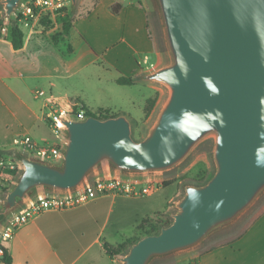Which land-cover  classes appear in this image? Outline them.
I'll return each mask as SVG.
<instances>
[{"label": "water", "instance_id": "obj_1", "mask_svg": "<svg viewBox=\"0 0 264 264\" xmlns=\"http://www.w3.org/2000/svg\"><path fill=\"white\" fill-rule=\"evenodd\" d=\"M25 0H0L3 19ZM79 0H71L76 11ZM167 62L141 79L167 88L146 135L133 136L126 114L63 119L59 163L14 151L21 170L1 199L0 225L38 192L69 193L95 174L148 176L181 164L214 138L215 172L186 184L172 222L118 256L119 264H152L199 248L236 226L264 195V0H152Z\"/></svg>", "mask_w": 264, "mask_h": 264}, {"label": "crops", "instance_id": "obj_2", "mask_svg": "<svg viewBox=\"0 0 264 264\" xmlns=\"http://www.w3.org/2000/svg\"><path fill=\"white\" fill-rule=\"evenodd\" d=\"M96 1L97 7L88 18L98 21V31L87 28L77 31L85 56L91 63L112 71L115 81L120 76L137 77L133 84L119 85L140 86L147 90L144 98L147 102L155 96L150 95L157 84L142 80L141 75L164 65L167 55L154 34L146 4L143 0ZM76 22L74 19L70 31ZM9 23L4 22L6 31L0 37V149L5 151L0 158L1 199L12 188L21 170V167L16 172L12 169V157L15 158L12 153L22 151L14 144L15 137L28 134L40 145L55 144L58 140H51L54 133L47 121V111L50 105H54L52 101L64 99L55 90L56 82L51 72L38 69V64L44 60L52 63L53 69H58L60 54L58 57L44 54L50 51L47 50L50 41L44 38V33L36 30L32 33L29 28L26 31L24 26H21L25 33L23 47L15 49ZM70 31L65 37L71 35ZM70 50L74 51V48L70 47ZM46 78L48 95L43 87V79ZM40 91L45 93L42 95ZM128 117L138 121L143 118ZM7 159H11L8 165ZM15 162L20 161L17 159ZM106 172L113 171L99 173ZM139 199L106 193L71 207L41 211L19 226L13 237L5 242L11 251L13 264H101L104 256H109L103 247L105 241L116 245L132 235L124 232L128 228L126 217L132 216L131 213L136 216L133 230L143 220L144 213L131 209ZM196 250L179 255L181 257L172 264H264V207L239 233L204 252ZM109 258L111 264L119 261L117 257ZM0 264L5 263L0 260Z\"/></svg>", "mask_w": 264, "mask_h": 264}, {"label": "rangeland", "instance_id": "obj_3", "mask_svg": "<svg viewBox=\"0 0 264 264\" xmlns=\"http://www.w3.org/2000/svg\"><path fill=\"white\" fill-rule=\"evenodd\" d=\"M143 1L149 11L154 34L161 43V48L164 49L162 38L163 32L158 12L154 7L152 0ZM78 2V8L76 11H73L71 7V10L65 13L66 15L40 13V15H37L31 20L30 27L24 26L25 28H23L26 31H28L27 28H29L32 33H34L33 31L36 30L45 34L43 35L44 38L50 41V43L48 42L50 46L47 49L50 51L44 52V54H52L54 57H58V54H60V68L58 67L56 70L52 68L53 66L51 67L52 63H46L45 60L38 64V69L40 71L43 69L45 73L51 72L53 79L56 82L55 90L59 92L64 98L59 100V105H50V109L47 111L48 123L51 125L50 119L52 121V118L49 114L50 111L54 110L55 107L64 104L67 101V98L71 101H80L85 108H89L95 113H99L101 111L104 113L122 112L132 118L140 119L144 115V109L147 103L144 99L145 96H147V90L141 88L140 86H120L113 79L114 73L112 71L106 70L103 65L93 64L88 60L81 47L80 36L77 31H82L85 28L92 31H98V21L96 19L93 21L92 19L88 18L89 13H93L95 11L98 2L96 0H79ZM15 17L16 14L14 15V19H16ZM74 19L77 21L76 25L74 26L75 28L70 31L71 35L67 38L65 37L66 31L64 30V24L69 21H72L73 23ZM7 25L12 24L9 23ZM53 39L58 42L54 43ZM70 47L74 48V51H71ZM44 51L46 50L44 49ZM43 80V87L45 90H47L48 95L49 88L46 84L48 79L46 78ZM157 93L159 94L158 104L155 110L148 117L144 115L141 121L137 120L138 127L133 126V136L138 140H141L146 135L147 128L155 120L161 104L168 95V90L166 87L157 84L150 96L157 95ZM51 128L53 130L52 125ZM143 128L144 131L142 130ZM61 133H63V136L65 137V131L63 130ZM56 139L57 138H55V136L52 134L51 140L55 142ZM213 146L214 138L209 137L200 143L193 150V152L174 169L164 173L150 175L151 177H156L157 179L164 180V182H169L170 184L167 186H162L152 196L140 197L138 201H135V203L131 205V209L134 211L137 210L139 213H144L143 219L146 218L157 220L171 217L169 214L176 210L173 204L184 194V186L186 184H203L207 182L214 174L215 163L212 156ZM20 150H22V148H20ZM25 153L28 154L27 152ZM10 160L11 159H7V165ZM12 160L14 161L13 166H16L17 162H15V160H17V158L12 157ZM51 162L59 163L60 161ZM203 180L205 181L200 182ZM263 207L264 195L257 200L246 216L236 226L223 233L211 237L203 245L197 248L198 250L196 251L204 252L212 246L223 242L229 237L239 233L251 221L252 216ZM13 212H11L5 218V220L0 225V229ZM131 214L132 216L126 217V225L128 228H126L124 232L127 235L134 232L132 226L134 221L137 219L133 213ZM142 215L143 214L140 216ZM185 253L179 255H184ZM179 255L173 256L166 260H158L152 264H172L175 263L179 257H181ZM101 264H111L109 256H104ZM115 264H119V261L115 260Z\"/></svg>", "mask_w": 264, "mask_h": 264}, {"label": "built area", "instance_id": "obj_4", "mask_svg": "<svg viewBox=\"0 0 264 264\" xmlns=\"http://www.w3.org/2000/svg\"><path fill=\"white\" fill-rule=\"evenodd\" d=\"M71 7V0H25L20 4L15 18L20 26L30 27L31 20L40 13L66 15L65 13L71 10ZM5 31L6 26L4 25L2 32ZM39 93L43 95L45 92L40 91ZM52 103L59 105L58 101H52ZM49 114L52 118L51 125L53 126L54 135L58 139L55 144L40 145L28 134L15 137L14 144L33 157L46 161H60L65 146V137L61 133L64 130V127L61 126L63 119L67 117L85 119L87 112L80 101L67 99L64 104L56 107ZM19 167H21L20 162H17V165L13 166V170L16 171ZM162 186H164V180H159L150 175L133 176L106 172L93 176L82 188L74 192L38 193L8 217L0 229V241H9L19 226L45 209L71 207L106 193L147 197L155 194Z\"/></svg>", "mask_w": 264, "mask_h": 264}, {"label": "trees", "instance_id": "obj_5", "mask_svg": "<svg viewBox=\"0 0 264 264\" xmlns=\"http://www.w3.org/2000/svg\"><path fill=\"white\" fill-rule=\"evenodd\" d=\"M3 26H4V19H3V15H2V6L0 4V37L3 36V32H2ZM72 26H73L72 21H69V22L64 24V30L66 31V33H68L70 31ZM11 27H12V44H13L15 49H19V48L23 47L24 39H25V33L22 30L21 26L19 25V23L16 19H15V23L12 24ZM137 80H138V78L133 77V76H131V77L120 76L117 78L116 81L118 84L130 85V84H133L134 82H136ZM158 95L159 94L157 93V95H155L154 97H150L147 100V103H146V106L144 109L146 117H148L152 113L154 108L156 107ZM85 109H86L87 115H95V116L102 118V119L117 116L120 114V112L104 113L103 111H101L99 113H95L89 108H85ZM50 122H51V119H50ZM137 123H138L137 120L133 119V126L134 127L137 126ZM134 127H133V130H134ZM142 130L144 131V128ZM4 152L5 151L0 149V158L3 157ZM207 179H209V178H207ZM207 179H205V180H207ZM205 180L200 181V182H204ZM169 184H170L169 182H164V186H167ZM5 190L7 191L8 188H6ZM171 222H172L171 217H168L166 219H157V220L145 218L136 226L132 235L127 237L123 242L114 245V244L109 243L108 241H105L103 243V247H104L106 253L111 258L114 259V258L122 255L123 253H125L129 249V247L134 242L139 240L140 238H142L146 235L158 233L162 226H167ZM0 251H1L0 260L2 262H4L5 264H13V258H12L11 251H10L9 247L7 245H5V242H3V241H0Z\"/></svg>", "mask_w": 264, "mask_h": 264}, {"label": "bare ground", "instance_id": "obj_6", "mask_svg": "<svg viewBox=\"0 0 264 264\" xmlns=\"http://www.w3.org/2000/svg\"><path fill=\"white\" fill-rule=\"evenodd\" d=\"M61 126H63V127H64V124L62 123V124H61Z\"/></svg>", "mask_w": 264, "mask_h": 264}]
</instances>
